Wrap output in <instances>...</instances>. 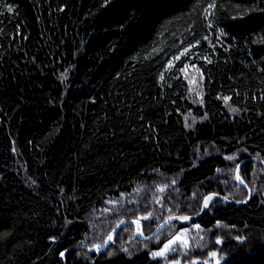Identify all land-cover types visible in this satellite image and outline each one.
I'll use <instances>...</instances> for the list:
<instances>
[{
    "label": "trees",
    "instance_id": "16d2710c",
    "mask_svg": "<svg viewBox=\"0 0 264 264\" xmlns=\"http://www.w3.org/2000/svg\"><path fill=\"white\" fill-rule=\"evenodd\" d=\"M213 253L264 264V0H0V264Z\"/></svg>",
    "mask_w": 264,
    "mask_h": 264
},
{
    "label": "water",
    "instance_id": "95a60500",
    "mask_svg": "<svg viewBox=\"0 0 264 264\" xmlns=\"http://www.w3.org/2000/svg\"><path fill=\"white\" fill-rule=\"evenodd\" d=\"M247 162H248V161H244V162H242V163L239 165L238 170H237V174H236V178H237L238 183H239L241 186L245 187V188H247V187L245 186V184H243V182H242V180H241L240 171H241L243 165H244L245 163H247ZM256 162L263 163V162H261V161H257V160H256ZM209 196H211L212 198H214V197H219V198L222 199L226 204H231V205H233V206L244 205V204H246V202H232V201H230V200H228L227 198L222 197V196H216V195H209ZM209 196H208V197H209ZM208 197H207V198H208ZM207 198H206V199H207ZM206 199H205V200H206ZM250 199H251V194H250V196H249V200H248V202L250 201ZM207 208H208V206L205 207V205L203 204L202 212H201V214H200L199 216H197V217H188L187 219H184V220H181V219H179V218L168 219L165 223H163V224H162V225L156 230V232H155L154 234H152L150 237L146 238V240H151V239L155 238L157 235H159L160 233H162L163 230H164V229H165V228H166V227H167L172 221H178V222H183V223H190V222H195V221L200 220V219L202 218V216L205 214V212L207 211ZM129 225H134V226H135V231H136L137 236H138V237H141V236H140L139 223L136 222V221H125V222H122L121 224H119V225L115 228V230L111 233V235H110L111 239H109V241L107 242V245H106V247H105L104 250H102V251H98V250H96V249H91V248L81 247V246H80V247H76V248H74V249L68 251L67 253L63 254L62 259L65 261V257H66V255H67L69 252H73V251H77V250H82V251H86V252L91 253V254H94V255L101 256L102 253L105 252V251L108 249V247L114 242V240H115V238H116L118 232H119L121 229H123V228H125V227H127V226H129ZM142 238H143V237H142ZM143 240H144V239H143Z\"/></svg>",
    "mask_w": 264,
    "mask_h": 264
},
{
    "label": "rangeland",
    "instance_id": "374dc122",
    "mask_svg": "<svg viewBox=\"0 0 264 264\" xmlns=\"http://www.w3.org/2000/svg\"><path fill=\"white\" fill-rule=\"evenodd\" d=\"M223 259L218 254L211 256L210 261L208 260L205 264H223ZM177 264V263H176Z\"/></svg>",
    "mask_w": 264,
    "mask_h": 264
},
{
    "label": "snow or ice",
    "instance_id": "6c2138e0",
    "mask_svg": "<svg viewBox=\"0 0 264 264\" xmlns=\"http://www.w3.org/2000/svg\"><path fill=\"white\" fill-rule=\"evenodd\" d=\"M177 59H179V57H177ZM161 79H163V76L161 77ZM212 200V197L209 196L205 201H204V205L205 207L208 206V202ZM184 219H187V217H185ZM109 239H111V237H109ZM167 250V246H165V251ZM164 253L163 252H158V253H154V255H157V256H162ZM216 253H213V256H215Z\"/></svg>",
    "mask_w": 264,
    "mask_h": 264
},
{
    "label": "bare ground",
    "instance_id": "6f19581e",
    "mask_svg": "<svg viewBox=\"0 0 264 264\" xmlns=\"http://www.w3.org/2000/svg\"><path fill=\"white\" fill-rule=\"evenodd\" d=\"M140 236H141V234H140ZM138 238H140V239H142V236L141 237H138ZM99 251V250H98ZM98 256V255H97Z\"/></svg>",
    "mask_w": 264,
    "mask_h": 264
}]
</instances>
